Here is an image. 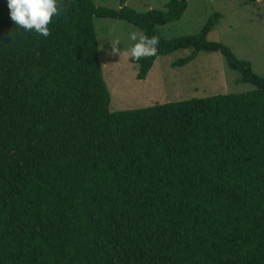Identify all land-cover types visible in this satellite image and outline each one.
<instances>
[{
    "label": "trees",
    "instance_id": "obj_1",
    "mask_svg": "<svg viewBox=\"0 0 264 264\" xmlns=\"http://www.w3.org/2000/svg\"><path fill=\"white\" fill-rule=\"evenodd\" d=\"M189 2L59 0L43 37L0 0V264H264V77L208 39L220 14L162 36ZM96 17L158 37L139 79L159 56L220 52L255 89L112 111Z\"/></svg>",
    "mask_w": 264,
    "mask_h": 264
},
{
    "label": "rangeland",
    "instance_id": "obj_2",
    "mask_svg": "<svg viewBox=\"0 0 264 264\" xmlns=\"http://www.w3.org/2000/svg\"><path fill=\"white\" fill-rule=\"evenodd\" d=\"M170 0H125L139 12L165 10ZM98 7L118 9L122 0H94ZM214 14L221 18L208 39L227 46L239 58L252 61L253 70L264 77V0H190L183 17L159 28L167 39L199 32ZM104 79L111 92L112 111L131 110L207 97L240 94L255 86L239 82L240 72L232 70L220 52H201L196 60L174 67L173 62L190 51L159 56L146 79H139V67L132 62L129 39L140 29L127 21L95 18ZM119 39L121 55H112L111 41Z\"/></svg>",
    "mask_w": 264,
    "mask_h": 264
},
{
    "label": "clouds",
    "instance_id": "obj_3",
    "mask_svg": "<svg viewBox=\"0 0 264 264\" xmlns=\"http://www.w3.org/2000/svg\"><path fill=\"white\" fill-rule=\"evenodd\" d=\"M6 3L9 18L14 25L43 37L50 35L49 25L61 11L59 0H6ZM129 39L133 42L129 49L132 60L138 61L142 57L156 55L158 37H149L142 31L136 30L130 33ZM119 44H121L119 39L111 41L110 54L121 55V49L117 47Z\"/></svg>",
    "mask_w": 264,
    "mask_h": 264
}]
</instances>
